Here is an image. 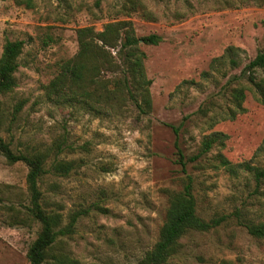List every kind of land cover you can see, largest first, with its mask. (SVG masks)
Returning <instances> with one entry per match:
<instances>
[{
  "label": "rangeland",
  "instance_id": "1",
  "mask_svg": "<svg viewBox=\"0 0 264 264\" xmlns=\"http://www.w3.org/2000/svg\"><path fill=\"white\" fill-rule=\"evenodd\" d=\"M122 19L133 22L139 37H162L159 44H141L152 80L148 112L129 99L93 110L50 100L45 86L58 65L77 53V29L100 31ZM7 40H22L24 47L16 87L0 95V136L16 152L50 150L47 168L55 157L74 161L69 174L47 173L40 186L64 224L70 213L87 210L72 234L58 238L55 254L81 264H137L159 240L171 192L181 191L190 174L198 214L228 218L184 235L165 264H264V238L241 223L264 220V180L221 164L226 158L264 167V103L243 74L264 52V0H0V57ZM229 47L238 49L237 67ZM235 75L241 78L234 82ZM256 75L264 80V68ZM240 86L245 111L232 119L230 92ZM173 127H179L185 170ZM214 132L228 137L192 161ZM59 144L63 151L56 153L52 148ZM28 172L25 162L10 163L0 150L1 204L29 203ZM2 219L0 264H31L27 253L41 224L8 226Z\"/></svg>",
  "mask_w": 264,
  "mask_h": 264
},
{
  "label": "trees",
  "instance_id": "2",
  "mask_svg": "<svg viewBox=\"0 0 264 264\" xmlns=\"http://www.w3.org/2000/svg\"><path fill=\"white\" fill-rule=\"evenodd\" d=\"M79 49L77 53L58 65L56 76L45 86L46 95L50 100L58 103H83L91 110L97 104L103 107L119 106L123 101L131 100L143 113L151 107L150 85L152 80L147 77L145 70L146 53L141 49V44L156 45L162 37L156 33L137 36L132 21L116 20L108 22L103 29L97 31L93 26H84L77 29ZM24 41L7 40L0 57V95L14 90L17 85L15 73L18 70V58L22 53ZM116 52V53H114ZM227 54L230 62L237 67L236 58L238 49L229 47ZM221 58L214 59L220 61ZM264 68V52L252 59L243 71L248 80L255 86L264 103V80H258L256 72ZM241 76L235 75L232 81H237ZM245 87L231 89V101L235 109L229 117L235 118L237 113L245 111L243 102L246 98ZM24 101L15 106L17 113L22 109ZM1 111V102H0ZM206 112V111H205ZM176 133L175 146L178 162L186 169V160L183 149L179 143V127H173ZM228 136L221 132H214L206 137L198 154L191 160H198L207 153L216 142L224 143ZM56 153L63 151L59 144ZM0 150L10 163L25 162L29 167L27 184L29 203L17 205L1 204L4 200L0 195V218L8 226H32L33 222L41 224L37 238L31 243L28 258L31 264H81L77 259L68 255L54 253L55 245L61 235L72 234L85 209L69 214V222L64 224V215L58 209L49 208L45 201L40 180L50 172L67 175L75 167L74 161H67L55 157L49 168L47 160L50 150L31 152H16L9 142L0 136ZM221 164L232 173H237L238 167L249 170L257 182L264 180V167L253 166L249 163L234 165L223 158ZM187 181L181 191L171 192L166 221L163 224L159 240L147 250L137 264H165L176 254L181 246V238L190 231H206L223 223L228 215L223 214L209 220L201 217L197 212V199L193 192L194 179L187 174ZM1 192V190H0ZM239 214V213H236ZM239 216V215H238ZM248 232L257 238H264V220L241 221Z\"/></svg>",
  "mask_w": 264,
  "mask_h": 264
}]
</instances>
